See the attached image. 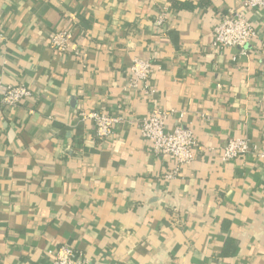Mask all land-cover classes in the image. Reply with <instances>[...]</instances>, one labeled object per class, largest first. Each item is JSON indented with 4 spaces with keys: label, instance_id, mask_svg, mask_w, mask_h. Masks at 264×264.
I'll use <instances>...</instances> for the list:
<instances>
[{
    "label": "crops",
    "instance_id": "1",
    "mask_svg": "<svg viewBox=\"0 0 264 264\" xmlns=\"http://www.w3.org/2000/svg\"><path fill=\"white\" fill-rule=\"evenodd\" d=\"M245 2L0 0L3 87L32 93L0 109V264H52L62 245L91 264H264V7ZM243 12L256 39L213 49ZM65 31L75 51L52 47ZM136 59L155 71L134 87ZM171 110L203 147L173 177L138 126ZM93 111L121 118L111 137ZM230 139L251 151L223 162Z\"/></svg>",
    "mask_w": 264,
    "mask_h": 264
},
{
    "label": "built area",
    "instance_id": "2",
    "mask_svg": "<svg viewBox=\"0 0 264 264\" xmlns=\"http://www.w3.org/2000/svg\"><path fill=\"white\" fill-rule=\"evenodd\" d=\"M264 7V0H246L245 11H254ZM166 19L163 15L159 22ZM257 37L255 27L246 17V13H236L230 17L218 20L213 30L212 47L215 50L226 51V49L237 48L241 51ZM75 39L74 31L55 33L51 38V45L56 51L66 53L75 51L71 47ZM78 56V53H75ZM155 67L150 61L136 59L131 67V81L134 87L139 83H148L153 75ZM148 85L143 89L145 94ZM150 93V92H149ZM32 98L31 91L24 85L4 86L0 78V109L17 107L27 99ZM185 114L176 110L154 111L151 116L144 118L138 124L141 137L150 143L152 152L176 163V169L169 175L180 174V168L190 167L196 161L203 147L195 138L193 132L182 126ZM177 118V123L172 129L168 128L171 118ZM82 121H92L95 135L100 139L111 137L115 127L122 120L119 116L107 112L93 111L82 113ZM251 151L249 143L242 139H230L221 152V160L228 162L248 154ZM264 157V152L261 154ZM52 264H91V261L77 251L62 245L50 253Z\"/></svg>",
    "mask_w": 264,
    "mask_h": 264
}]
</instances>
